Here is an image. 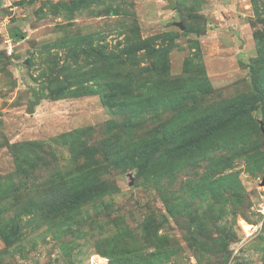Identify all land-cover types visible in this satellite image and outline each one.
I'll return each mask as SVG.
<instances>
[{"label":"rangeland","instance_id":"rangeland-1","mask_svg":"<svg viewBox=\"0 0 264 264\" xmlns=\"http://www.w3.org/2000/svg\"><path fill=\"white\" fill-rule=\"evenodd\" d=\"M76 1L0 0V264H264V156L235 158L227 170L218 159L238 150L229 146L151 180L130 157L116 167L122 154L112 161L113 151L150 137L156 121L106 104L95 90L151 61L109 63L102 79L89 73L92 59L76 64L91 46L118 55L126 41L153 38L168 50L166 74L185 78L181 108L204 112L255 89L250 64L254 34L264 42V0L258 11L252 0ZM59 89L79 94L56 96ZM254 115L264 120V105ZM263 129L250 139L261 150ZM84 143L91 153L74 146ZM90 163L114 192L71 203L77 210L50 225L69 192L87 184L79 167ZM217 172L237 175L218 185Z\"/></svg>","mask_w":264,"mask_h":264},{"label":"trees","instance_id":"trees-1","mask_svg":"<svg viewBox=\"0 0 264 264\" xmlns=\"http://www.w3.org/2000/svg\"><path fill=\"white\" fill-rule=\"evenodd\" d=\"M252 2L255 3L254 7L258 11V0H252ZM89 5V0H77L74 4L77 8H86ZM254 37L257 42L258 55L251 62L250 68L255 77V89L248 94H239L232 99L224 100L219 105L201 113L197 109L191 108L190 111H187L181 108L189 90L184 87L185 78L166 74L165 57L168 55V50L153 43V38L142 39L139 37L131 47L126 41L121 46L118 55L107 53L104 47L96 48L94 46L77 52L76 64H80L81 60H93L89 73L94 75L95 79L105 78L112 73L109 63L124 64L132 61L137 66L139 64L138 57L151 61L148 66L142 65L140 72L133 73L134 75L132 72L126 74L121 70L118 75L123 81L118 80L109 88L99 84V89L95 90V92H101L102 99L106 104H112L136 115L142 113V117L152 114L156 121V127L150 137L144 138L128 148H117L113 151L115 154L111 157L112 161L122 154L118 162L116 159L114 165L118 167L123 158L130 157L138 168V175H146L151 180L174 172L184 160L204 156L229 146L237 147L238 145V150L237 148L232 150L231 160L218 159L219 163L227 170L233 166L232 162L235 158L244 159L248 164L252 159L258 160L263 157L264 150L260 149L261 145L257 143L256 147H253L254 140H250L251 135L260 133L262 124L264 126V120L261 123L254 115L260 104L264 105V42L261 44L263 38L259 37L257 33L254 34ZM69 52L71 50H68L66 55ZM82 53L84 54L81 57ZM128 75L129 78H127ZM57 80H60L58 75L51 78L52 83ZM91 91L93 89L81 92ZM64 93L75 95L79 94V90L59 89L55 91L56 96ZM80 132L68 133L65 136L67 138L74 137ZM247 141H251L250 145ZM74 146L85 149L86 154L91 153L92 150L85 143L82 146L79 144ZM107 159L109 160V158ZM109 164L111 165L112 162L109 161ZM96 167V163L83 164L79 167L82 177L90 178L87 184L78 186L69 192V204L56 211L53 210L54 213L51 217L53 222H49L50 225H60L58 220L70 217V212L77 210V205L71 203H82L85 200L97 199L114 192V187L108 182L102 181L99 176L91 173ZM234 175L236 176L237 173L217 172L214 182L219 185L220 182L228 181ZM59 184L61 182L54 184L55 187L52 191H56L58 186L62 185ZM219 189L220 187L216 188V190ZM149 235L152 234L149 233ZM160 252V249H156V253ZM151 256H156V254L152 253Z\"/></svg>","mask_w":264,"mask_h":264},{"label":"water","instance_id":"water-1","mask_svg":"<svg viewBox=\"0 0 264 264\" xmlns=\"http://www.w3.org/2000/svg\"><path fill=\"white\" fill-rule=\"evenodd\" d=\"M180 26L182 28H184L183 25H180ZM36 98H37V100L36 101H32L31 104H30V108L28 109L29 113H33L35 111V106L39 103V97H36ZM263 131H264V129H263ZM263 184H264V181H263Z\"/></svg>","mask_w":264,"mask_h":264},{"label":"built area","instance_id":"built-area-1","mask_svg":"<svg viewBox=\"0 0 264 264\" xmlns=\"http://www.w3.org/2000/svg\"><path fill=\"white\" fill-rule=\"evenodd\" d=\"M260 212H261L262 214H264V203L261 204V206H260Z\"/></svg>","mask_w":264,"mask_h":264}]
</instances>
